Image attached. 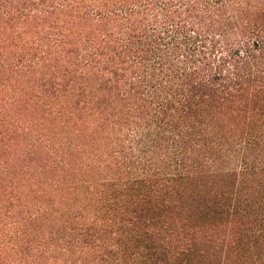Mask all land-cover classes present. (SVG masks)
Wrapping results in <instances>:
<instances>
[{
    "label": "trees",
    "instance_id": "trees-1",
    "mask_svg": "<svg viewBox=\"0 0 264 264\" xmlns=\"http://www.w3.org/2000/svg\"><path fill=\"white\" fill-rule=\"evenodd\" d=\"M0 264H264V0H0Z\"/></svg>",
    "mask_w": 264,
    "mask_h": 264
}]
</instances>
